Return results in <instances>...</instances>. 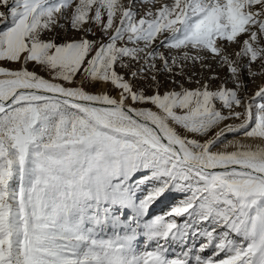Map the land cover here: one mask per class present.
<instances>
[{
    "label": "snow or ice",
    "instance_id": "obj_1",
    "mask_svg": "<svg viewBox=\"0 0 264 264\" xmlns=\"http://www.w3.org/2000/svg\"><path fill=\"white\" fill-rule=\"evenodd\" d=\"M0 264H264V0H0Z\"/></svg>",
    "mask_w": 264,
    "mask_h": 264
},
{
    "label": "rangeland",
    "instance_id": "obj_2",
    "mask_svg": "<svg viewBox=\"0 0 264 264\" xmlns=\"http://www.w3.org/2000/svg\"><path fill=\"white\" fill-rule=\"evenodd\" d=\"M65 35L70 37L72 35V33L71 32L65 33V31L62 29L60 31V34H59L60 39H63L65 37ZM161 51H167V50L161 49ZM208 63H210V61H204L202 63H197L195 65L189 63L188 65H186V67L184 69V74L180 75V76H176L175 79L180 81L184 85V87H186V88H189V89L198 88V87H200V84H198L197 81L204 83V82H206L207 78L211 74L210 70L206 66H204ZM221 76H223V73H221ZM158 79L161 81V88H160L161 92H164L166 90H171L174 88L176 90H179V86L177 84L172 83L173 77L170 74L164 72L158 76ZM151 83L152 82H150V81H141L140 82L141 86L146 89L148 94H151L154 91V87L149 86ZM218 83H219V81H216L213 86H215V84H218ZM259 83H260V81H257V84H259ZM257 84H252L249 82V84H248L249 95H252L253 92L256 90ZM229 87H231V85H229ZM96 90H102V89H96ZM113 94H115V93H113ZM166 211H167V208L163 205H160L156 208V214H160L161 212H166ZM152 247H154V245H152ZM137 248H138V250L144 249L143 239H141L137 242ZM178 254H179V249L174 246L173 249L170 250L169 256L171 258V257H174ZM206 254L207 253H204L201 255H206Z\"/></svg>",
    "mask_w": 264,
    "mask_h": 264
}]
</instances>
